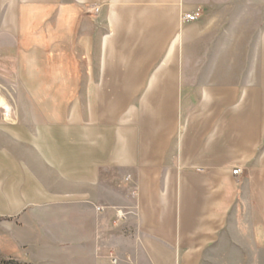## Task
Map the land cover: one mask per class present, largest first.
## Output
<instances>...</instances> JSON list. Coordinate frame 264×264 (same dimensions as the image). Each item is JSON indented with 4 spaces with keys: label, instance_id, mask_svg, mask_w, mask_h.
<instances>
[{
    "label": "crops",
    "instance_id": "crops-1",
    "mask_svg": "<svg viewBox=\"0 0 264 264\" xmlns=\"http://www.w3.org/2000/svg\"><path fill=\"white\" fill-rule=\"evenodd\" d=\"M0 31L34 106L2 155L0 257L200 264L231 232L264 253V0H0Z\"/></svg>",
    "mask_w": 264,
    "mask_h": 264
},
{
    "label": "rangeland",
    "instance_id": "rangeland-1",
    "mask_svg": "<svg viewBox=\"0 0 264 264\" xmlns=\"http://www.w3.org/2000/svg\"><path fill=\"white\" fill-rule=\"evenodd\" d=\"M92 10L96 12L98 9L94 7ZM198 11L200 18L203 13L200 9ZM22 50L27 49L19 45L17 38H13L12 35H4L0 31V168L3 162H5L2 156L4 153L10 156L12 160L17 161L18 152L21 150L20 146L22 147V144L14 137L17 135L16 126L25 120L31 123L30 121L34 119V106L32 108L30 104L31 98L27 94H24L25 92L19 78L20 74L17 71L19 66L18 54ZM30 62H32V59H30ZM25 130L27 133L30 132L31 136L35 132V129L29 125H27ZM5 139H8L11 144L6 143ZM25 147H27L26 150H30L29 145H25ZM25 147L23 146V148ZM0 192H2V188H0ZM241 200L240 197L239 201L241 202ZM97 209L100 210V207H97ZM246 210L248 215L251 210L247 208L244 210L240 206L236 210L238 211L237 215L242 217ZM123 211L122 209L114 211L112 223H116L124 218L126 212ZM234 226L236 228V226H241V224ZM229 238L231 246H227V242H225L217 250V253L214 252L202 257L200 264H264V253L253 255L254 249L245 245V242H248L243 239L241 234L231 232ZM105 260L106 264H121L129 262L130 257H120L111 249L105 256ZM0 264H9V262L0 257Z\"/></svg>",
    "mask_w": 264,
    "mask_h": 264
},
{
    "label": "built area",
    "instance_id": "built-area-1",
    "mask_svg": "<svg viewBox=\"0 0 264 264\" xmlns=\"http://www.w3.org/2000/svg\"><path fill=\"white\" fill-rule=\"evenodd\" d=\"M199 18V11L195 10L192 12H186L182 15V20L187 22L196 21ZM240 172L239 168H236L232 171L233 174H238Z\"/></svg>",
    "mask_w": 264,
    "mask_h": 264
}]
</instances>
